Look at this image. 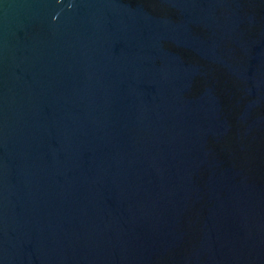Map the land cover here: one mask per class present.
<instances>
[{
	"label": "water",
	"instance_id": "obj_1",
	"mask_svg": "<svg viewBox=\"0 0 264 264\" xmlns=\"http://www.w3.org/2000/svg\"><path fill=\"white\" fill-rule=\"evenodd\" d=\"M0 264H264V0H0Z\"/></svg>",
	"mask_w": 264,
	"mask_h": 264
}]
</instances>
